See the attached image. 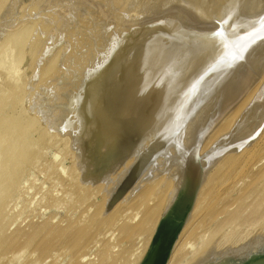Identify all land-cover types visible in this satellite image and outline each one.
Wrapping results in <instances>:
<instances>
[{
	"label": "bare ground",
	"instance_id": "1",
	"mask_svg": "<svg viewBox=\"0 0 264 264\" xmlns=\"http://www.w3.org/2000/svg\"><path fill=\"white\" fill-rule=\"evenodd\" d=\"M35 2L25 16L18 18L9 10L10 14L5 12L6 17H1L5 23L0 22V75L13 80L6 88L0 83V249L5 248L10 235L4 237L9 221L15 220V213L9 216L7 211L10 202L16 200L13 191L24 184L29 166L43 159L39 148L53 141L59 146L63 141L67 150L74 152L75 178L82 190L94 198L102 196L100 203L95 202L98 208L88 224L98 225L92 227L98 235L106 228H117V241L121 237L125 244L126 249L113 264H141L183 166L236 128L247 130L252 141L223 157L209 172L167 264H194L212 246L221 252L229 246H243L255 234L264 236V0ZM82 6L88 7L85 9L93 18L87 29L101 28L87 31L82 26L78 32L74 30L70 41L66 36L68 44L61 43L64 47L58 48H63L59 51L62 56L57 53L61 59L48 57L46 47L56 49V39L78 18L76 14L83 13L79 10ZM104 27L110 29L102 32ZM43 48L48 54L42 52L41 58L38 53ZM44 55L47 62L42 64ZM58 77L66 83L63 87L57 83ZM30 80L34 83L29 87ZM26 84L30 89L26 86V94H21ZM16 105L19 108L14 115ZM247 177L250 183L244 187ZM239 185L244 189L240 187L235 197ZM255 192L262 198L249 216L242 212L246 205L237 213L227 209L233 202H245ZM21 209L22 213L25 208ZM17 214V219L21 218ZM243 220L248 224L254 220L248 225L250 229L227 234L228 228L222 234L224 227L233 228ZM101 233L99 237L104 236ZM115 233L111 235L114 241ZM78 237L71 246L82 242L83 237ZM28 241L32 243V239ZM91 241L83 242L75 254L87 250L88 244H94ZM37 245L30 255L41 253H35ZM18 248L17 252L10 250L13 254L8 252L12 255L8 254L12 258L9 264L25 257L28 247L23 249L26 253L20 249L25 255ZM51 249L49 244L41 251L49 256ZM56 259H61V253Z\"/></svg>",
	"mask_w": 264,
	"mask_h": 264
},
{
	"label": "rangeland",
	"instance_id": "2",
	"mask_svg": "<svg viewBox=\"0 0 264 264\" xmlns=\"http://www.w3.org/2000/svg\"><path fill=\"white\" fill-rule=\"evenodd\" d=\"M16 1L18 2V3H16ZM32 1L33 0H0V5H2V3H3V5L2 6H0V19H1V17L2 16H5L6 15V13L7 12H9V10H10V13H12V15H14V13H15V16L16 17H18V18H20V16L22 17L23 15L25 16L27 13H24L25 11L26 12H28V11H30L31 9H32V7H34V5L35 4H33L36 0H34L33 1V3H32ZM36 2H39V0H37ZM35 2V3H36ZM15 4V5H14ZM20 4V5H19ZM30 4V5H29ZM14 5V6H13ZM16 6H17V9H16ZM26 7V8H25ZM13 8H14V10H13ZM31 8V9H30ZM86 7L85 6H82V7H80L79 8V10H81V9H83L84 11H82L83 13H85V18L82 16L83 15V13H78L79 12V10H78V14H76L75 16L76 17H78V18H75V16L73 17V18H75V19H73V21H71L70 22V24L72 23H74L73 24V28L71 27L72 26V24H71V26H70V24H68V26L67 27H69L68 28V30L65 32V29H66V27H65V29H64V32L62 31V34L64 33V35L60 38H57L56 40L58 41H56V43H55V48L57 49V52H56V49L52 52V51H50L51 49H49L48 47H46V49L49 51V56L48 57H50V55H57L58 56V54L57 53H59V55H60V52H62L61 50L63 49L62 47H60V49H58L59 48V46L61 45V46H63L64 47V45L66 46L67 44H68V41H67V39L69 38V41H70V34L71 33H74L73 31L75 30V32H78L79 30H78V28L80 29V28H83L84 26V28L88 31V30H90L91 28L93 29V31H96V29L98 30V28H101V27H98V28H96V29H94L93 27H90V29H87V28H89V26L91 25V23H90V21H92L93 20V18H91V12L89 13V11L90 10H88V12H87V10L86 9H88V7L85 9ZM5 10V11H3V10ZM16 9V10H15ZM24 11H23V10ZM12 11V12H11ZM18 11V12H17ZM41 11V10H40ZM6 12V13H5ZM3 13V14H2ZM5 13V14H4ZM10 13H7V14H10ZM21 13H22V15H21ZM24 13V14H23ZM2 14V15H1ZM18 14V15H17ZM79 14H81L80 16H79ZM87 14V15H86ZM90 15V16H89ZM87 16V17H86ZM6 17V16H5ZM90 17V18H89ZM60 18V16H57V19H59ZM83 19H84V22L86 21V20H88V21H86L85 23H84V25L82 24L81 25V23H82V21H83ZM90 20V21H89ZM44 21V20H43ZM0 22H2V23H5V20H0ZM86 24H87V26H86ZM88 24H89V26H88ZM76 26V27H75ZM83 26V27H82ZM114 24L113 25H111V28L113 29L114 28ZM75 27V28H74ZM72 28V29H71ZM110 29V27H104L103 29H102V32H105V31H108ZM68 31H69V33H68ZM72 31V32H71ZM69 36H68V35ZM66 36H68V38H66ZM31 37H33L34 38V41H38V40H35V39H38L37 37H35V36H31ZM43 37V36H42ZM63 37H65L66 38V40H65V38H63ZM72 37V36H71ZM62 38L65 40H62ZM32 39V38H31ZM62 40V41H61ZM60 41V42H59ZM33 42V40H31V43ZM36 42H34V44L36 43ZM38 43V42H37ZM39 43H40V41H39ZM57 43H60V44H57ZM64 43V45H62V44ZM66 43V44H65ZM33 44V43H32ZM57 45V46H56ZM43 49H45V48H43ZM43 49L41 50V52L40 53H38V55H39V57L41 56V58H42V56H43V54L44 53H42V52H45V54L47 55L48 54V52H47V50L45 49V51H43ZM60 51V52H59ZM54 52H55V54H54ZM51 53V54H50ZM45 56V55H44ZM54 56V57H55ZM60 56H62V53H61V55ZM39 57L37 56V59H39ZM40 58V59H41ZM44 58V57H43ZM60 57L58 56V59H59ZM46 59V60H45ZM61 59V58H60ZM43 61H45V62H42V64H45L46 62H47V57L45 56V58H44V60ZM29 60H27V63H25V65L27 66L29 63ZM2 70V68L0 69V71ZM1 76V75H0ZM7 77V75H2L0 78L2 79V80H0V83H1V81H2V85H3V83L4 84H6L5 86L3 85L2 87H4V88H6V86L7 85H9L13 80H11L12 79V77H8V79H6V77ZM13 76V75H12ZM5 79H4V78ZM4 80V81H3ZM33 80H30V82H29V87H30V83L32 82ZM67 81V80H66ZM7 82H9L8 84H7ZM34 82H32L31 84H33ZM57 83L60 85V86H62L63 87V85L64 84H66V83H64V82H62V81H60V79H59V77H58V80H57ZM28 84H26V85H24V86H22V89L24 88V91H21L20 93L21 94H26V92H25V90H26V86H27ZM1 86V85H0ZM28 87V86H27ZM28 87V91H29V88ZM1 88V87H0ZM25 92V93H24ZM63 91H61V93H62ZM18 94H19V92H18ZM16 97V96H15ZM11 100H12V98H11ZM18 108H19V106H18ZM18 108H17V105H16V113H15V111H13L15 114L14 115H17V113H18ZM7 120V119H6ZM4 122H6V121H4ZM3 122V123H4ZM5 124V123H4ZM54 143H55V145H54ZM58 142L57 141H53V142H51V143H49L48 145H44V147H43V149H42V147H40L39 149L40 150H42L41 152L39 151V154H41L42 153V157H41V155L39 156L40 158H43V159H41V161L39 160V163H37L38 161H34L31 165V167L29 166V170H28V172H27V174H26V176H25V180H24V184L22 183V185L20 186V189H18V188H16L14 191H13V193L12 194H14V197H13V195H12V198L13 199H16V200H12V202H10L11 204H9V207H10V205H11V207L9 208V210H8V208H7V211H10L11 212V210L15 207V204L17 205L16 206V208H14L13 210H12V212H11V214H10V212H9V216H12L14 213V215L12 216V218L14 219L15 218V220H13V221H9V223L10 224H8L7 225V227H6V231H8V232H4V237L6 238V237H8L7 236V234L9 235V238L8 239H6L7 240V243H8V245H7V243H5V246H3V248L4 249H6L7 248V251L6 250H4V249H0V255H2L1 256V258H3V257H5L3 260H1L0 259V264H9V262H10V260L12 259V258H10V256H12V255H10V254H13L12 252H17L16 250H17V248H18V245H19V247H21L22 246V244H23V246L20 248L23 252H25L26 253V255H28L29 253L30 254H33V253H31L30 251H33V248L34 247H36L35 245H37L38 243V241H40V243L37 245V246H39V247H37V249H38V251H37V249H36V252L35 253H39V252H41L38 256L36 255V254H34V256L33 255H28V256H26L25 255V253H23L19 248V251H20V253L22 254L23 253V255H25V257H22L20 260H15L14 261V264H24V262H26L25 264H30V263H32V264H38V262L39 261H42V262H40L39 264H51L52 262L51 261H53V262H55L54 264H113L119 257H121L120 255H122L123 254V252H124V250L126 249V247H125V244L123 243V240H122V238L120 237L119 239H118V241H117V236H120L119 235V231H118V229L117 228H113V227H109V230H102V233H101V229L100 230H97V231H100L99 232V235H98V233H96V230H94V229H96V227L98 226V225H94V224H92V226H90L91 224H88V222L90 221L91 222V220H92V218H93V216H94V214L92 213V212H95L96 211V208H98L97 206H98V204H96V203H100L101 202V200H102V196L101 195H99V194H97V199H96V197L94 198V196H91V195H93L92 193L90 194V192H86V191H84V190H82V188H81V186H80V184L78 183V181H77V176H76V168H75V166H74V159L72 158V157H74L73 156V153L74 152H69V150H67L68 148H66V146L63 144L64 142L62 141V142H60V144H59V146H58V144H57ZM52 145V146H51ZM56 145H57V147H58V149L56 148ZM62 145V146H61ZM51 147V148H50ZM62 147V148H61ZM45 149V150H44ZM50 149V150H49ZM66 150V151H65ZM76 150V149H75ZM74 150V151H75ZM46 152V153H45ZM56 152H58L57 154H56ZM69 152V153H68ZM43 153L46 155H43ZM64 153H66L65 155H64ZM50 154V155H49ZM54 155V156H53ZM39 158V159H40ZM37 160H38V158H37ZM61 160V161H60ZM37 165H36V164ZM71 163H72V166L74 167H72L71 166ZM35 164V165H34ZM62 164V165H61ZM34 166V167H33ZM60 168H62V170H64L65 169V171L64 172H62V170L60 169ZM74 169V171H72L73 169ZM72 169V170H71ZM251 169V168H250ZM70 172V173H69ZM71 172H73L72 174H74L73 176L71 175ZM75 172V173H74ZM33 173V174H32ZM66 173V174H65ZM31 174H32V176H31ZM69 174V175H68ZM246 174H248L247 172H246ZM67 175V176H66ZM61 176V177H60ZM69 176V177H68ZM71 176V177H70ZM28 177V178H27ZM63 177V178H62ZM68 177V178H67ZM76 177V178H75ZM27 178V179H26ZM76 179L75 181L73 180V181H71L72 179ZM248 178V177H247ZM246 178V179H247ZM63 179V180H62ZM64 179L66 180L65 182H64ZM249 179V180H248ZM247 179V181L245 182L246 184H243V186L245 187V185H247V184H249L250 183V179L251 178H248ZM62 180V181H61ZM79 180L81 181V182H83V175H81L80 177H79ZM252 181V180H251ZM61 182V183H60ZM64 182V183H63ZM70 182V183H69ZM249 182V183H248ZM63 183V184H62ZM68 184L69 186L66 188V185ZM63 185H65V186H63ZM241 185H242V183H241ZM241 185H239L237 188L238 189H235V192H234V196L236 197V194H238V191H239V189H240V187H241ZM45 186V187H44ZM72 186V187H71ZM243 186L241 187V188H243ZM64 187V188H63ZM74 187V188H73ZM73 188V190H71ZM78 188V189H77ZM70 189V190H69ZM76 189V190H75ZM244 189V188H243ZM79 190H82V191H79ZM237 190V191H236ZM75 194H73L72 192ZM23 192V193H22ZM25 192V193H24ZM27 192V193H26ZM88 194V195H90V196H85V198H82V196L83 195H85L86 193ZM15 193H16V195H15ZM20 193H22V195L20 194ZM67 193H69V194H67ZM70 193H71V195H70ZM26 194V195H25ZM81 194V195H80ZM19 195V196H18ZM74 195V196H73ZM96 195V194H95ZM20 196H22V197H20ZM38 196V197H37ZM69 196H72V197H69ZM77 196L79 197L80 196V198H77ZM16 197V198H15ZM17 197H20V198H18L19 200L17 201ZM86 197L88 198L87 200H86ZM90 197L92 198V199H90ZM258 197V198H257ZM71 198V199H70ZM74 198H75V200L76 201H74ZM256 198V199H255ZM261 195H259V192H255V193H253L252 195H250L249 196V199L247 200H245V202H243V203H241V204H236L235 202H233V204L234 205H229L228 206V208L227 209H229L231 212L230 213H237V211L239 212V211H241L242 209L244 210H242V212L244 213V215L245 216H249L253 211H254V209L257 207V203L259 202V200H261ZM101 199V200H100ZM259 199V200H258ZM36 200V201H35ZM78 200H80V203H77L78 202ZM86 200V201H85ZM99 200V201H98ZM252 200V201H251ZM254 200V201H253ZM14 201H15V203H14ZM94 203H93V202ZM76 202V204L74 205V203ZM83 202V203H82ZM86 202V203H85ZM92 202V203H91ZM96 202V203H95ZM254 202V203H253ZM248 205H247V204ZM249 203H252L251 205L249 204ZM260 203V202H259ZM34 204V205H33ZM92 204V205H91ZM231 204V203H230ZM74 205V206H73ZM242 205H246L245 207H243ZM254 205V206H253ZM79 206V207H78ZM81 206V207H80ZM92 207V209H91V207ZM251 206V207H250ZM89 208V210L87 211V210H85L86 208ZM94 207V208H93ZM243 207V208H242ZM248 207H249V209L250 210H248ZM21 208H25V209H23V211H22V213L20 212L22 209ZM77 208V209H76ZM231 208V209H230ZM235 208V209H234ZM242 208V209H241ZM20 209V210H19ZM82 209V210H81ZM15 210V211H14ZM94 210V211H93ZM81 211V212H80ZM85 211V213L87 214H85V213H83ZM91 211V212H90ZM246 211V212H245ZM88 212V213H87ZM229 212V211H228ZM13 213V214H12ZM17 213H20V216H21V218L19 217V219H17L18 218V214ZM92 213V214H91ZM246 213V214H245ZM18 216H17V215ZM83 214V215H82ZM90 214V215H89ZM15 215H16V217H15ZM93 215V216H92ZM80 216H81V218L83 217V218H85V220H83V218L81 219V220H79L80 219ZM89 216H91V217H89ZM78 217V218H77ZM87 217H89V218H87ZM86 218L88 219L87 221H86ZM91 218V219H90ZM46 219V220H45ZM47 219H49V220H47ZM44 220H45V222H44ZM17 221V222H16ZM48 222V224H47V222ZM75 221V222H74ZM78 221H80V222H82V223H85V224H82V223H78ZM264 221V220H263ZM12 222H13V224H12ZM14 222H16L15 223V225H14ZM44 222V223H43ZM75 223V224H73L74 226L72 227V223ZM89 222V223H90ZM247 221H241V225L239 224V225H237V226H235V227H233V228H230L229 226L227 227H224L225 229H223V230H225V232L222 230L221 232H222V234L223 233H225L226 234V232H227V229H228V233L227 234H230V232H237L238 231V233L239 232H241V233H243L244 231H246L247 229H250L251 227H249L248 225H250L251 223H253L254 222V220H251L250 221V224H248V222H247V225H246V228H244L245 227V224L244 223H246ZM24 223V224H23ZM32 224V225H30V224ZM43 223V224H42ZM47 225H46V224ZM53 223V224H52ZM77 223V224H76ZM243 223V224H242ZM263 223V222H262ZM34 224V225H33ZM69 224V225H68ZM238 224V223H237ZM11 226V228H10V230H8L9 229V227ZM28 225V226H27ZM40 225V226H39ZM79 225V226H78ZM244 227H243V226ZM27 226V227H26ZM33 226V227H32ZM86 226L88 227L87 229H86ZM239 226H242V227H240L239 228ZM260 226V225H259ZM259 226L257 227V228H259ZM35 227V228H34ZM41 227V228H40ZM44 229H43V228ZM46 227V228H45ZM83 227V228H82ZM85 227V228H84ZM94 229H93V228ZM237 227V228H236ZM35 229V231H34V229ZM38 228H40V229H38ZM58 228V229H57ZM65 228V229H64ZM90 228V229H89ZM112 228V229H111ZM240 229V231H239V229ZM18 229V230H17ZM24 229V230H23ZM31 229V230H30ZM36 229H38V231L36 230ZM63 229H64V231H63ZM83 229V230H82ZM231 229H233V230H231ZM236 229H237V231H236ZM243 231H242V230ZM23 230V231H22ZM44 230V231H43ZM78 230H80V232H82L83 231V233L81 234ZM94 230V231H93ZM115 231V232H117V233H115V232H113V231ZM19 231H21V232H19ZM48 231V232H47ZM60 231V232H59ZM63 233H62V232ZM68 231V232H67ZM74 231V232H73ZM75 231H77V232H75ZM85 231H86V233H85ZM90 231V232H89ZM112 231V232H111ZM230 231V232H229ZM13 232V235L11 236V233ZM15 232V233H14ZM19 232V233H18ZM39 232V234H36V233H38ZM108 232V233H107ZM17 233H18V236H19V239H17L16 238V236H17ZM35 233V234H34ZM41 233V234H40ZM50 233V234H49ZM57 235H56V234ZM78 233V234H77ZM94 233H96L95 235H94ZM100 233L101 234H103L104 236L103 237H99L100 236ZM106 233V234H105ZM112 233V234H111ZM113 233H115L114 234V237H116V240L115 241H117V243L114 241V239L112 238L113 236H111V235H113ZM25 235L24 237H23V235ZM27 234V235H26ZM49 234V235H48ZM52 234V235H51ZM80 234V235H79ZM109 234V235H108ZM16 235V236H15ZM22 235V236H21ZM35 237H34V236ZM44 235H47V237L45 236V239L43 238L44 237ZM51 235V236H50ZM81 235H84V236H81ZM92 235H94V236H92ZM98 235V236H97ZM108 235V236H107ZM115 235H117V236H115ZM21 236V237H20ZM31 236H33V237H31V239H32V243L31 244H29L28 242V240H31V239H28V238H30ZM37 236H39L38 238H37ZM43 236V237H42ZM63 236V237H62ZM71 236V237H70ZM79 236V237H78ZM92 237V238H88V237ZM111 236V237H110ZM23 237V238H22ZM60 237V238H59ZM62 237V238H61ZM75 237V238H74ZM77 237H78V239L80 238V237H83V239H82V242H78V245H77V243H75L76 244V246L74 247V249H72L73 248V246L75 245H73V246H71V244H72V242L73 241H75V239H77ZM85 237V238H84ZM96 237V238H95ZM12 238H13V240H12ZM14 238H15V240H14ZM22 238V239H21ZM37 238V239H36ZM41 238H43V240L41 239ZM57 238V239H56ZM74 238V239H73ZM88 238V239H87ZM35 239V240H34ZM42 241H41V240ZM48 239V240H47ZM89 240V239H92V241H91V243L93 244V245H91L90 247H88L89 246V244H88V246L86 247V248H88L89 249V251H88V249L87 250H81L80 251V253H76V254H78V255H76L75 254V251L77 252L78 250H80L81 248H82V246H83V244L85 243V241H87V240ZM95 239V240H94ZM106 239H108L107 241H106ZM112 239H113V241H112ZM121 239V240H120ZM49 240H50V242H49ZM52 240V241H51ZM57 240V241H56ZM59 240H60V242H59ZM70 240H72V241H70ZM97 240V241H96ZM102 242H101V241ZM111 240V241H110ZM10 241H11V243H10ZM26 241H28L27 243H26ZM67 241H68V243H67ZM95 241V242H94ZM15 242L17 243L16 244V246H15ZM53 242V243H52ZM84 242V243H83ZM106 242V243H105ZM107 242H108V244H107ZM113 242H114V244H115V248H114V245H113V247H111L112 246V244H113ZM25 243V244H24ZM62 243V244H61ZM71 243V244H70ZM83 243V244H82ZM90 243V244H91ZM13 244H14V246H13ZM26 244H28V245H26ZM47 244V245H46ZM50 244V249L52 250H50L49 251V256H48V254L47 255H45L44 253H42V251H43V248H45L46 246H48ZM57 244V245H56ZM66 244H68V245H66ZM95 244H97V245H95ZM117 244H119V246L117 245ZM124 244V245H123ZM137 244V243H136ZM21 245V246H20ZM25 245V246H24ZM33 245H34V247H33ZM41 245H42V247H41ZM60 245V246H59ZM82 245V246H81ZM95 245V246H94ZM99 245V246H98ZM102 245H103V247H102ZM117 245V246H116ZM26 246L28 247L27 248V250H25L26 249ZM70 246V247H69ZM78 246V247H77ZM108 246V247H107ZM122 246V247H121ZM138 246V245H137ZM14 247V248H13ZM30 247V248H29ZM63 247V248H62ZM69 247V251L67 250V248ZM79 247H81V248H79ZM92 247V248H91ZM102 247V248H101ZM11 248H13V249H11ZM25 248V249H24ZM42 249V251H41V249ZM55 248V249H54ZM85 248V249H86ZM91 248V249H90ZM107 248V249H106ZM121 248V249H120ZM16 249V250H15ZM25 251H24V250ZM61 249H63L62 250V252H61ZM66 250V254H64V252L63 251H65ZM112 249V250H111ZM12 252H11V251ZM15 250V251H14ZM60 250V251H59ZM6 251V252H5ZM56 251V252H55ZM84 251V252H83ZM87 251H88V253H87ZM3 252V253H2ZM10 254H9V253ZM34 252V251H33ZM54 252V253H53ZM86 252V254H84ZM112 252V253H111ZM60 253H61V259H56V258H59V256H60ZM73 253H74V255H73ZM115 253V254H114ZM118 253V254H117ZM8 254L10 255V256H8ZM19 254V253H18ZM43 254V255H42ZM58 254H59V256H58ZM64 254V255H63ZM82 254H84V255H82ZM22 255V256H23ZM50 255L52 256V258L50 257ZM55 255H57L56 257H54ZM76 255V256H75ZM86 255V256H85ZM7 256H8V258H7ZM39 256H41V258L39 257ZM45 257V259H47V257H48V259L47 260H45L44 259V257ZM84 256L86 257L85 259H84ZM101 256V257H100ZM103 256V257H102ZM28 257H30L29 259H28ZM35 257L37 258V259H39L40 258V260L39 261H37V260H35ZM82 259H81V258ZM110 257V258H109ZM10 258V259H9ZM23 258H24V260H23ZM43 258V259H42ZM54 258V259H53ZM72 258L74 259V260H72ZM77 258H79V259H76ZM114 258H117V259H114ZM66 259V260H65ZM32 262H31V261ZM46 261V262H44V261ZM49 260V261H48ZM55 260H57V262L58 263H56V261ZM58 260H60V261H58ZM114 260V261H113ZM7 261H9V262H7ZM18 261V262H17ZM22 261H23V263H22ZM30 261V263H28ZM34 261V262H33ZM37 263H36V262ZM70 261V262H69ZM113 261V262H112ZM6 262V263H5ZM17 262V263H16ZM20 262V263H19ZM44 262V263H43ZM49 262V263H48ZM60 262V263H59ZM62 262V263H61ZM65 262V263H64ZM74 262V263H73ZM10 264H12V263H10ZM53 264V263H52Z\"/></svg>",
	"mask_w": 264,
	"mask_h": 264
},
{
	"label": "water",
	"instance_id": "3",
	"mask_svg": "<svg viewBox=\"0 0 264 264\" xmlns=\"http://www.w3.org/2000/svg\"><path fill=\"white\" fill-rule=\"evenodd\" d=\"M251 141L252 136L247 130L236 128L220 138L207 152L183 166L141 264L168 263L209 172L223 157ZM194 264H264V236L255 234L243 246H229L221 252H216V247L212 246Z\"/></svg>",
	"mask_w": 264,
	"mask_h": 264
},
{
	"label": "snow or ice",
	"instance_id": "4",
	"mask_svg": "<svg viewBox=\"0 0 264 264\" xmlns=\"http://www.w3.org/2000/svg\"><path fill=\"white\" fill-rule=\"evenodd\" d=\"M261 32L264 33V25L261 27Z\"/></svg>",
	"mask_w": 264,
	"mask_h": 264
}]
</instances>
